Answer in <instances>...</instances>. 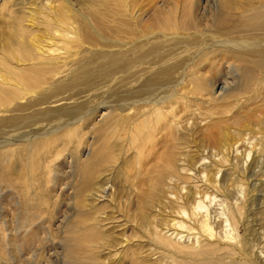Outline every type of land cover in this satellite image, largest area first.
Masks as SVG:
<instances>
[{"label":"rangeland","instance_id":"obj_1","mask_svg":"<svg viewBox=\"0 0 264 264\" xmlns=\"http://www.w3.org/2000/svg\"><path fill=\"white\" fill-rule=\"evenodd\" d=\"M70 1L66 11L63 0H0V69L30 47L13 38L20 22L42 45L56 21L72 31L68 58L43 66L54 78L41 76L40 96L0 113V264H171L152 233L171 224L179 200L169 199L201 185L200 165L218 166L222 145H233L232 163L248 143L247 170L222 161L217 174L228 198L246 186L243 242L185 261L264 264V61L216 43L263 41L264 28L249 23L264 22V0ZM161 99L175 103L174 118L147 109ZM20 135L38 141L14 142ZM175 255L181 264L185 254Z\"/></svg>","mask_w":264,"mask_h":264},{"label":"bare ground","instance_id":"obj_2","mask_svg":"<svg viewBox=\"0 0 264 264\" xmlns=\"http://www.w3.org/2000/svg\"><path fill=\"white\" fill-rule=\"evenodd\" d=\"M63 1L67 5L64 6L66 11H69L70 9H74L73 3L70 0H63ZM74 11H77L80 15H83L82 12L76 9ZM262 12L264 14V7H262ZM21 13H23V11ZM254 18H256L255 11L252 13L251 17L245 20L251 21V19ZM87 23L89 26H92L93 24L92 20L88 16H87ZM249 24L264 28V22L249 23ZM55 25L58 28H52L51 29L52 33H48L47 31H45L43 37L41 36V38L43 39V45H45L43 46L42 40L38 37V35L29 32L27 30V27L20 22V32L14 34L13 38L16 41H20V44L23 43L24 40H27L26 42L29 43L30 47H20V52L16 51L13 53H8V55L10 56L8 64L10 63L11 58L14 57L13 60L11 61V65L7 64L8 66H6L5 70L3 68L0 69V113H3L7 105L13 103L14 101L15 103H19L20 106H24L22 102L25 98V95L28 96V99L30 100H35L37 97H39L40 94H38V92L40 91V89L37 84L40 82L42 75L45 74V77L47 78L49 73L46 71L47 69L44 68L43 66L47 64H56L59 61L66 60L68 58V54H69L68 47L69 46L72 47V41H70L72 31L69 28L68 23L66 22L56 21ZM163 32L164 31L157 30L153 32L152 35L161 36L162 38L167 40L168 38ZM28 35L30 39L28 38ZM13 38L11 37V34H8L4 37V41L11 42ZM216 43L218 45H227L226 48H230L234 50L231 51L233 52L234 55H236V52L238 51L239 56L244 57L248 61H254V60L264 61V40L258 41L250 38L249 41H245V39L243 40L231 39L230 41V39L228 38L226 39L216 38ZM218 45L214 44V46H218ZM18 66L20 68H18ZM49 77L50 79H53L54 75L52 77L48 76V78ZM194 99L196 100L199 98H194ZM157 102H158L157 106L155 105L150 106L151 102L147 101L148 103L147 109L154 110L153 115H159L163 110H165L166 111L165 114L167 116L170 115L171 118L175 117V115L171 113L174 111V108H176V106L174 107L175 103L173 101H167L166 99H161L158 100ZM134 104L132 103L129 105H134ZM98 106H101V104L97 105V107ZM97 109L98 108H95L93 111L96 112ZM2 117L4 116L1 115L0 119ZM83 117H79V119L75 121L80 122L83 119ZM73 124L74 123L69 122L64 124V126L65 128L70 127L69 129L71 130V132H73L76 129L75 128L73 130L72 128ZM173 125H178V120L176 118L174 119ZM173 125H170V127H172ZM35 136L36 135H20V138L19 139L16 138L14 142L20 140V143H24V140L30 137V140L27 139L28 141L26 140L25 142L26 146H30L31 144H34L38 141V138H34ZM13 138L14 137H11L10 139ZM14 142L13 140L7 141L6 144L10 145ZM241 145H243V143ZM0 146L1 148H3L4 143H0ZM225 146L226 147L224 149L220 147V150L219 149L217 150V153L218 151H220L219 153L221 154L220 158L218 160H215L219 162L218 166H216V164L212 165L210 162L209 164L200 165L202 166L201 167L202 169L204 170L206 169L205 172H203L204 170L202 171L204 176L202 175V177L199 178L202 180L201 185L196 184L194 186V189L192 190L189 188L186 194L185 193L180 195L175 194L174 198L169 199V202H171V204L172 202L173 204H175L174 202L179 200V202H177L178 208L175 210L174 213L175 216H173L174 218L171 220V224L170 225L166 224L163 227L155 226L153 228L152 233L156 241L159 244H161L164 248L168 246L169 248L167 250L175 256L174 258L172 255L173 261L171 262V264H174V262L177 261L176 259L179 258L175 255V253L185 254V256L180 257L181 264H191V263H187L185 260L192 259V255H200L201 253L209 252V251L215 252L216 250L232 252L233 250H235L233 247L234 243L240 244L241 242H243V239H241L239 232V224H240L239 218H242L243 202L241 201L242 200L241 196H243L245 200V195L247 194L245 188L246 186H244L245 184H243L242 182L239 183L238 186L237 185L236 186L237 187L240 186L238 190V194H240V197H235V199H232L230 197L228 198L224 194V191L227 190L226 189L227 186L224 182L225 179L223 178V180L222 179L219 180L217 174L221 171V168L224 167L222 161L229 163L231 169H233L234 167L237 168L238 165L237 163H240L238 167L242 172L240 170H238V172L239 174L240 173L243 174L244 170H247L249 166V163H247L246 158H248L251 151H253L252 148L254 144L251 143L244 144L242 146L243 149L240 150L235 149L233 151L235 152L234 153L235 155H233V158H235V162L232 163L230 162L231 160L230 154L233 150V145L231 144L230 146L227 145ZM199 168L193 170V173H196L198 177L200 176L199 170H201V168L200 169ZM181 169L182 171L188 169H189L188 171H190V169L192 168H181ZM181 169H179L177 172L175 170L176 174H180L179 171ZM185 175L182 174V176ZM240 177L241 176H239V178ZM199 186H202L203 189H199ZM208 187H210V189L207 191ZM106 191L107 190L104 188L103 190H101L102 195H98V196L99 197L100 196L104 197L105 195L108 196L107 193L105 194ZM192 194H196L198 195V197H193V200L191 201L188 198L189 197L192 198L191 196ZM213 206H215V208ZM184 239H187V241H185ZM244 259H247L248 262L251 264V261L248 256H245ZM217 261L208 258V261L203 262L202 264H224L222 258H219ZM238 263L240 262L238 261Z\"/></svg>","mask_w":264,"mask_h":264}]
</instances>
